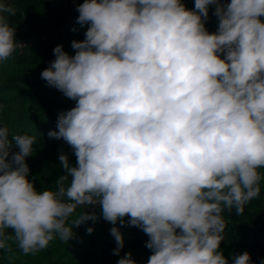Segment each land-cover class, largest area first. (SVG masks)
I'll list each match as a JSON object with an SVG mask.
<instances>
[{
    "label": "clouds",
    "instance_id": "clouds-1",
    "mask_svg": "<svg viewBox=\"0 0 264 264\" xmlns=\"http://www.w3.org/2000/svg\"><path fill=\"white\" fill-rule=\"evenodd\" d=\"M210 6L215 33L205 28ZM76 11L90 24L85 39L71 42L73 56L57 45L41 72L76 101L48 132L76 165L61 152L66 174L37 191L26 163L36 137L0 126V250L67 244L98 219L83 211L69 224L76 209L98 205L105 221L128 217L149 236L147 264H229L223 213L242 215L264 180V0H194L192 10L181 0H83ZM15 14L0 0V62L25 47ZM110 232L119 255L122 234ZM117 264L136 261L128 252ZM232 264L253 262L245 251Z\"/></svg>",
    "mask_w": 264,
    "mask_h": 264
},
{
    "label": "trees",
    "instance_id": "trees-1",
    "mask_svg": "<svg viewBox=\"0 0 264 264\" xmlns=\"http://www.w3.org/2000/svg\"><path fill=\"white\" fill-rule=\"evenodd\" d=\"M186 9H194V0H181ZM226 5L230 0H221ZM16 9L9 16L10 25L16 29L17 48L13 55L0 62V126H6L9 134L35 136L36 144L32 155L26 158L30 168L28 179L37 191L55 189V182L66 174L61 167L59 155L67 154L69 163L76 165L72 148L61 138H49L48 132L57 130V120L75 106L76 101L67 98L59 89L50 86L41 78V72L55 59L54 48L62 45L70 56L75 55L71 47L73 40L83 41L90 24L77 23L76 8L83 0H8ZM214 7H209L205 28L209 33L218 30V17ZM264 21V17L260 18ZM75 29V30H74ZM18 151L13 148L12 152ZM10 158V157H9ZM264 173V169H261ZM95 213L97 220H88L74 228L75 237L67 244L58 237L49 246L36 254L25 255L14 242L12 250H0V264H117L128 252L136 264H147L152 250L146 247L149 236L140 228L119 221L113 225L100 215L98 205L77 208L68 223L77 219L82 212ZM226 229L220 250L232 264V257L247 251L253 264H264V180L261 194L245 205L242 215L235 208L225 210ZM94 230L87 233V228ZM116 227L122 234L124 246L119 255L110 229ZM179 231V230H178Z\"/></svg>",
    "mask_w": 264,
    "mask_h": 264
}]
</instances>
